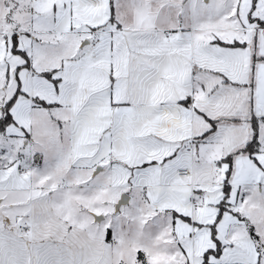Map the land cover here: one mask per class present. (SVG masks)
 I'll use <instances>...</instances> for the list:
<instances>
[{
  "label": "snow or ice",
  "instance_id": "obj_1",
  "mask_svg": "<svg viewBox=\"0 0 264 264\" xmlns=\"http://www.w3.org/2000/svg\"><path fill=\"white\" fill-rule=\"evenodd\" d=\"M0 264H264V0H0Z\"/></svg>",
  "mask_w": 264,
  "mask_h": 264
}]
</instances>
